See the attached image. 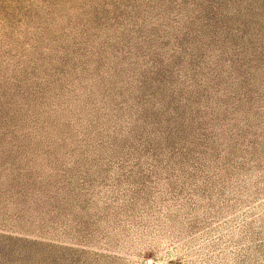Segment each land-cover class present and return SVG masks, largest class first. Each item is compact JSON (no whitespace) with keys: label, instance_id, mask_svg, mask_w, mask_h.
Returning a JSON list of instances; mask_svg holds the SVG:
<instances>
[{"label":"rangeland","instance_id":"rangeland-1","mask_svg":"<svg viewBox=\"0 0 264 264\" xmlns=\"http://www.w3.org/2000/svg\"><path fill=\"white\" fill-rule=\"evenodd\" d=\"M0 264H264V0H0Z\"/></svg>","mask_w":264,"mask_h":264}]
</instances>
